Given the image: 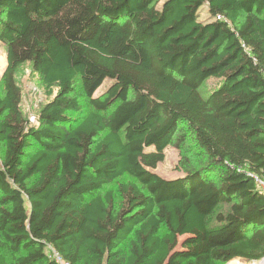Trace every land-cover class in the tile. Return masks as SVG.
I'll return each instance as SVG.
<instances>
[{
    "label": "trees",
    "instance_id": "obj_1",
    "mask_svg": "<svg viewBox=\"0 0 264 264\" xmlns=\"http://www.w3.org/2000/svg\"><path fill=\"white\" fill-rule=\"evenodd\" d=\"M0 41V264L264 258V0H0Z\"/></svg>",
    "mask_w": 264,
    "mask_h": 264
},
{
    "label": "rangeland",
    "instance_id": "obj_2",
    "mask_svg": "<svg viewBox=\"0 0 264 264\" xmlns=\"http://www.w3.org/2000/svg\"><path fill=\"white\" fill-rule=\"evenodd\" d=\"M199 18L201 20H208L207 10L205 8H201L199 12ZM6 65V45L0 41V74L4 70ZM18 81L22 87V103L21 108L24 112V115L29 119L30 122L35 123V117L38 113L39 109L46 103L48 99H50L49 94L45 91L40 81L39 76L31 72L27 65L23 66L18 73ZM106 82L103 83L95 92L94 96H98L103 93ZM3 94V85L0 79V95ZM81 102V110L76 113H70L72 116L81 118L90 107L87 104V100L85 98L80 99ZM2 147L0 145V155H1ZM178 161V151L175 147L169 146L166 149V157L165 159L157 165V167L153 170L160 176L164 178H174L180 175L179 170L177 169ZM120 180H133V178L125 175ZM107 188H115V183H111L107 186ZM234 262L229 261L226 264H261L264 261V258L259 261L246 262L240 259L232 260Z\"/></svg>",
    "mask_w": 264,
    "mask_h": 264
},
{
    "label": "built area",
    "instance_id": "obj_3",
    "mask_svg": "<svg viewBox=\"0 0 264 264\" xmlns=\"http://www.w3.org/2000/svg\"><path fill=\"white\" fill-rule=\"evenodd\" d=\"M258 187L262 190L264 193V178H256L255 179ZM48 256L52 259H54L58 264H68L61 255L56 252L51 246H48Z\"/></svg>",
    "mask_w": 264,
    "mask_h": 264
},
{
    "label": "water",
    "instance_id": "obj_4",
    "mask_svg": "<svg viewBox=\"0 0 264 264\" xmlns=\"http://www.w3.org/2000/svg\"><path fill=\"white\" fill-rule=\"evenodd\" d=\"M3 72H4V71H2V72H1V74H0V78H1V77H2V75H3Z\"/></svg>",
    "mask_w": 264,
    "mask_h": 264
},
{
    "label": "bare ground",
    "instance_id": "obj_5",
    "mask_svg": "<svg viewBox=\"0 0 264 264\" xmlns=\"http://www.w3.org/2000/svg\"><path fill=\"white\" fill-rule=\"evenodd\" d=\"M231 262H234V261H231ZM232 264H235V263H232ZM261 264H264V261H263V262H261Z\"/></svg>",
    "mask_w": 264,
    "mask_h": 264
}]
</instances>
